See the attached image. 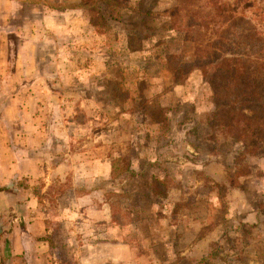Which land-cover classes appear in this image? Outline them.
Here are the masks:
<instances>
[{
  "label": "rangeland",
  "instance_id": "obj_1",
  "mask_svg": "<svg viewBox=\"0 0 264 264\" xmlns=\"http://www.w3.org/2000/svg\"><path fill=\"white\" fill-rule=\"evenodd\" d=\"M22 2L1 8L12 19L0 21V63L24 65L12 85L0 79V216L6 144L32 135L42 151L55 139L59 161L66 151L73 160L63 171L75 191L106 181L122 259L101 264H195L182 259L198 238L209 255L197 264H264V217L261 226L245 219L264 216V149L245 154L213 116L215 90L198 69L211 26L187 27L189 4L169 14L177 0ZM255 5L264 10V0ZM222 45L218 57H231ZM155 177L165 196L152 193Z\"/></svg>",
  "mask_w": 264,
  "mask_h": 264
},
{
  "label": "crops",
  "instance_id": "obj_2",
  "mask_svg": "<svg viewBox=\"0 0 264 264\" xmlns=\"http://www.w3.org/2000/svg\"><path fill=\"white\" fill-rule=\"evenodd\" d=\"M21 2L39 6L43 0H0V21L8 24L12 19L10 12L6 13L5 9H1L3 5ZM48 5H52L50 1ZM2 29L4 27L1 25V42L7 37ZM23 65L0 63L2 82L12 81L9 83L12 85L15 81L12 77ZM33 66L35 67V64ZM1 88L0 86V92ZM21 127L17 133L21 132ZM39 128L44 129L43 126ZM49 128L56 129L53 126ZM32 129L36 131V127ZM41 129L37 134H42ZM22 133L27 132L20 134ZM53 142L55 139L44 142L42 151L39 140L32 135L26 136V140L15 142V145H10V142L6 144L9 154L7 161L3 162L6 171L1 180L7 188L1 191V195L5 201L2 209L7 210V213L4 211V215L0 216V264H62L63 260H79L81 264H101L108 259L120 261V229L113 219L110 204L104 199L107 187L105 179L96 187L87 186L84 190L75 191L74 173L63 171V166L66 168L68 164L72 165L73 160L66 151L63 154L65 159L59 161L58 153L51 146ZM103 173L104 171H99L94 176L100 179ZM111 174L112 168L109 177ZM16 181L17 187L13 185ZM62 181L69 183L70 189H59ZM30 183L40 184L41 187L31 190ZM251 215L255 225L261 226L264 216L260 210L249 211L245 219L252 221ZM182 223L178 222L177 229L182 227ZM221 227L220 224L216 225L212 234L217 233ZM198 239L194 243V250L193 246L182 260L197 264L209 255L208 249L205 252L197 250L196 245L198 246L204 238Z\"/></svg>",
  "mask_w": 264,
  "mask_h": 264
},
{
  "label": "trees",
  "instance_id": "obj_3",
  "mask_svg": "<svg viewBox=\"0 0 264 264\" xmlns=\"http://www.w3.org/2000/svg\"><path fill=\"white\" fill-rule=\"evenodd\" d=\"M101 1L113 4V0ZM177 2L173 10H168L169 14L181 13L189 4L193 7L189 8V15L195 17L187 27L208 30L211 26L215 34L213 41L204 42L203 63L198 67L215 90L213 116L220 120L225 132L244 144L245 154L258 153L264 149V10L256 8L257 0ZM223 42L231 57H218ZM208 46L214 48L211 57L204 55ZM151 191L165 196V185L158 177L154 178Z\"/></svg>",
  "mask_w": 264,
  "mask_h": 264
},
{
  "label": "water",
  "instance_id": "obj_4",
  "mask_svg": "<svg viewBox=\"0 0 264 264\" xmlns=\"http://www.w3.org/2000/svg\"><path fill=\"white\" fill-rule=\"evenodd\" d=\"M0 232H1V226H0Z\"/></svg>",
  "mask_w": 264,
  "mask_h": 264
}]
</instances>
